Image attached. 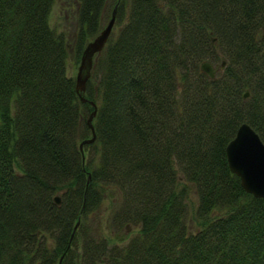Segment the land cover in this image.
Segmentation results:
<instances>
[{
    "label": "trees",
    "instance_id": "1",
    "mask_svg": "<svg viewBox=\"0 0 264 264\" xmlns=\"http://www.w3.org/2000/svg\"><path fill=\"white\" fill-rule=\"evenodd\" d=\"M54 2L0 0V264H264V197L225 152L243 121L264 142V0H78L72 37ZM115 6L80 94L69 53Z\"/></svg>",
    "mask_w": 264,
    "mask_h": 264
},
{
    "label": "water",
    "instance_id": "2",
    "mask_svg": "<svg viewBox=\"0 0 264 264\" xmlns=\"http://www.w3.org/2000/svg\"><path fill=\"white\" fill-rule=\"evenodd\" d=\"M115 15L116 6L113 8L108 22L85 44L81 52L75 74L76 90L80 94L84 92L86 81L91 74L94 55L103 49L112 32ZM224 67L225 59L220 63H212L204 59L200 63L201 70L210 78H214L217 71ZM243 95L244 97L249 95L248 89L244 91ZM82 99L86 100L87 98L82 96ZM90 103L94 108L87 118V123L92 130V136L85 140L87 142L93 141L96 136L92 120L96 114L97 105L93 100H90ZM82 144L81 142L79 145L81 149ZM225 152L229 169L240 178L241 186L255 197H264V142L258 132L246 121L241 122L234 136L227 142ZM53 199L56 203L60 202L59 195H54Z\"/></svg>",
    "mask_w": 264,
    "mask_h": 264
},
{
    "label": "rangeland",
    "instance_id": "3",
    "mask_svg": "<svg viewBox=\"0 0 264 264\" xmlns=\"http://www.w3.org/2000/svg\"><path fill=\"white\" fill-rule=\"evenodd\" d=\"M77 7H78V0H55L49 15L50 25L57 31H64L66 34L69 35V37H72L76 28ZM113 28L115 30L117 28L116 25ZM78 64H79V60H76L72 55V53L70 52L67 60L68 73L75 75L77 72ZM185 184H188V194H187V204L189 209L188 223L191 228H194L195 221L193 220L192 214L194 213V208L197 205L198 198L194 186L192 184H189L188 182ZM115 196L116 194L109 191L108 194H106L103 198L99 212V216L100 218H102V223L104 219H106L107 216L109 215L110 209L114 202L113 199ZM104 224L102 225L104 226ZM92 225L95 226L96 222L94 221ZM122 229H124L126 233L132 234L134 231L137 230V227L133 225L125 224ZM103 231L105 233L109 232L107 231V228H105V230Z\"/></svg>",
    "mask_w": 264,
    "mask_h": 264
},
{
    "label": "bare ground",
    "instance_id": "4",
    "mask_svg": "<svg viewBox=\"0 0 264 264\" xmlns=\"http://www.w3.org/2000/svg\"><path fill=\"white\" fill-rule=\"evenodd\" d=\"M55 201V200H54ZM61 201V200H60ZM60 203V202H59ZM59 203H57V204H59ZM79 223V222H78Z\"/></svg>",
    "mask_w": 264,
    "mask_h": 264
}]
</instances>
